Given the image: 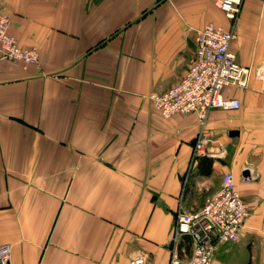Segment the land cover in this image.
<instances>
[{
    "label": "crops",
    "instance_id": "crops-1",
    "mask_svg": "<svg viewBox=\"0 0 264 264\" xmlns=\"http://www.w3.org/2000/svg\"><path fill=\"white\" fill-rule=\"evenodd\" d=\"M217 1L0 0L9 32L38 54L0 59L10 264H128L138 251L167 264L178 209L200 207L225 171L248 216L210 264H264V0L239 3L230 49L249 70L222 91L239 106L208 113L207 174L191 159L196 116L162 118L147 98L184 74L205 23L229 27Z\"/></svg>",
    "mask_w": 264,
    "mask_h": 264
},
{
    "label": "built area",
    "instance_id": "built-area-1",
    "mask_svg": "<svg viewBox=\"0 0 264 264\" xmlns=\"http://www.w3.org/2000/svg\"><path fill=\"white\" fill-rule=\"evenodd\" d=\"M240 0H218L216 7L231 21L227 29L205 23L197 30L193 57L184 74L161 93H150L147 98L152 109L162 118L174 114H194L197 132L191 147V159L211 156L205 145L210 136L206 127L211 109H235L236 98L223 97L228 86L244 87L248 68L241 66L230 49L235 37L234 20ZM9 18L0 14V59L17 61L23 65L35 63L38 54L34 47H22L9 32ZM256 77H261L258 71ZM219 148L217 155L222 154ZM243 182L249 177H241ZM248 216L245 203L237 191V182L230 171H225L218 189L203 204L189 211L178 209L169 240L167 264H210L220 245L235 242ZM11 244H0V264H10ZM128 264H145L141 252L134 253Z\"/></svg>",
    "mask_w": 264,
    "mask_h": 264
},
{
    "label": "trees",
    "instance_id": "trees-1",
    "mask_svg": "<svg viewBox=\"0 0 264 264\" xmlns=\"http://www.w3.org/2000/svg\"><path fill=\"white\" fill-rule=\"evenodd\" d=\"M196 159L198 161V163H197L198 172H200L202 174L203 173L207 174L209 172V167H210L209 161H207L208 158H205V156H202V157H199V158L197 157Z\"/></svg>",
    "mask_w": 264,
    "mask_h": 264
}]
</instances>
